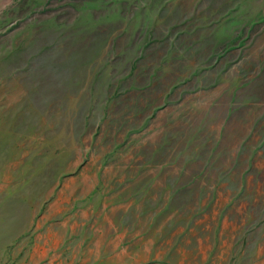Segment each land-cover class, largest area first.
<instances>
[{"label": "rangeland", "instance_id": "obj_1", "mask_svg": "<svg viewBox=\"0 0 264 264\" xmlns=\"http://www.w3.org/2000/svg\"><path fill=\"white\" fill-rule=\"evenodd\" d=\"M0 264H264V0H0Z\"/></svg>", "mask_w": 264, "mask_h": 264}]
</instances>
